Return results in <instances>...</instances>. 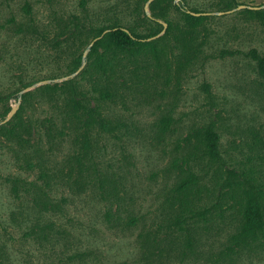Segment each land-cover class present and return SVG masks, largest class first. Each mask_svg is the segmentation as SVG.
<instances>
[{
	"label": "rangeland",
	"instance_id": "1",
	"mask_svg": "<svg viewBox=\"0 0 264 264\" xmlns=\"http://www.w3.org/2000/svg\"><path fill=\"white\" fill-rule=\"evenodd\" d=\"M173 2L206 19L189 26L169 4L151 9L148 0H0L1 264H264V237L251 248L230 238L240 188L248 179L264 188V81L246 55H264V19L237 7L223 13L220 0ZM236 3L264 8V0ZM163 15L171 29L152 34ZM114 20L144 37L134 55L68 75L79 53L87 64L88 30ZM81 91L101 117L134 132L129 145L113 137L91 145L103 172L98 190L86 189L80 168L83 126L60 108ZM106 91L112 99L99 100ZM163 117L172 118L165 134ZM207 129L219 136L220 161L201 151ZM188 171L213 213L193 237L167 235L158 218L176 209L171 188Z\"/></svg>",
	"mask_w": 264,
	"mask_h": 264
},
{
	"label": "trees",
	"instance_id": "2",
	"mask_svg": "<svg viewBox=\"0 0 264 264\" xmlns=\"http://www.w3.org/2000/svg\"><path fill=\"white\" fill-rule=\"evenodd\" d=\"M48 2L50 0H47ZM167 3L170 8L179 13L184 22L189 26H198L206 15L194 16L188 13H202L194 9H188L182 2L175 4L173 0H152L150 8H158L161 4ZM220 10L223 13L229 9L238 7L239 4L236 0H220ZM26 14H30V6L28 3L23 8ZM204 13V12H203ZM241 13L248 15L252 19L263 20V9H242ZM162 20L165 23L156 22V31L152 34H156L164 28V24L171 29L172 21L167 19L166 15L162 16ZM151 34V35H152ZM87 35L83 39V46L93 41V45L89 48L86 55L87 64L82 67L79 73V77H82L89 71V69L95 68L104 70L105 61L107 64H111L113 58L118 53L126 52L130 56L134 55V49L141 45L143 36L139 35L133 28L124 27L119 21L114 20L106 25H96L91 27ZM150 36V35H148ZM247 56L256 63L257 73L264 81V55L259 54L255 49H252L246 53ZM82 53H79L73 58L68 75L77 73L82 65L81 61ZM78 78L72 77L67 79L70 94L77 92V80ZM31 85H27L28 88ZM208 88V86L206 85ZM46 93L49 90V86H43L39 89ZM27 94L22 96L23 101H26ZM90 94L87 91H81V96L74 103V99L71 97L64 98V104L60 107L62 116L68 120H74L82 124L83 138L80 141V145H84L81 156L86 155L88 159L83 161L80 159V168L87 180L85 185L86 189H96L100 183L103 172L99 169L98 156L95 154L94 148L91 145H97L98 140L113 137L117 140L119 145H123L122 142H130L134 139V132L129 130V124L125 122H112L111 120L101 117L98 112L96 104L91 103L89 100ZM98 99L101 101H110L112 99L111 93L108 91L100 93ZM72 102V107H69ZM92 104V105H91ZM17 117V114L15 115ZM172 118L163 117L160 120V132L165 134L171 126ZM201 151L204 156L212 161H220L222 159L219 152V136L213 129H207L199 139ZM42 178V177H41ZM94 183V184H92ZM49 182L46 186L49 187ZM241 197V221L237 225L234 233L231 235V242L234 245H241L243 247L251 248L255 246L262 237H264V188L261 183L248 179L246 187L240 188ZM203 193L200 187V178L194 171H188L182 178L176 181V184L171 188L170 201L176 203V209L169 208L166 211L160 212L158 220L162 219V224L158 225V231H163L167 235L176 233L178 235H188L193 237L192 233H196L200 224L204 223L206 219L212 215L213 208L202 204ZM107 217L109 215L107 214ZM135 222V219H134ZM165 242L162 240L161 243ZM1 264V262H0Z\"/></svg>",
	"mask_w": 264,
	"mask_h": 264
},
{
	"label": "water",
	"instance_id": "3",
	"mask_svg": "<svg viewBox=\"0 0 264 264\" xmlns=\"http://www.w3.org/2000/svg\"><path fill=\"white\" fill-rule=\"evenodd\" d=\"M152 0H148V3H150ZM147 8V5L145 6V9ZM245 8H248V9H260L261 8V6H250V5H244V4H241V5H239L238 7H237V9H245ZM188 13H190L191 15H194V16H199V15H206L207 13H194V12H190V11H188ZM219 14H221V13H219ZM164 28H165V24H164ZM93 45V41L89 44V46H88V50H89V48L91 47ZM83 56H85V53L83 54ZM83 67V64L81 65V67H80V69ZM79 69V70H80ZM12 114V113H11ZM11 114L8 116V118L7 119H9L10 118V116H11Z\"/></svg>",
	"mask_w": 264,
	"mask_h": 264
}]
</instances>
